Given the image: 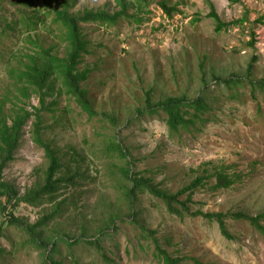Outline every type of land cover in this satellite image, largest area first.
<instances>
[{"label": "rangeland", "instance_id": "obj_1", "mask_svg": "<svg viewBox=\"0 0 264 264\" xmlns=\"http://www.w3.org/2000/svg\"><path fill=\"white\" fill-rule=\"evenodd\" d=\"M161 1L179 10L170 16ZM210 2L225 22L234 23L217 31L215 20L208 16ZM105 3L116 8L115 0H77L72 9ZM5 6V14L13 18L12 1ZM141 8L129 9L136 18L123 17L112 26L82 23L90 40V51L81 64L91 70L85 86L96 109L118 116L117 127L101 116L89 119L64 93L51 107L53 111L44 110L45 136L60 151L65 168L87 173L79 184L63 188L62 197L68 202L49 229L55 235H80L84 223L89 235L105 224L111 229L102 237L107 256L97 246L65 241L54 256L62 264H164L154 242L158 237L163 248L181 259L178 264H264V235L248 220L228 216L230 238L216 220L192 213L199 208L253 215L264 211V89L253 85L254 80L264 78V21L260 19L264 0H145ZM52 17L38 32L40 44L54 46V52L63 55L66 44L60 37L61 25L52 22ZM10 32L13 35L0 36L4 54H0V105L9 89L17 92L9 83L7 59L37 48L25 34ZM231 77H242L246 83L228 86L224 80ZM61 87L57 81V90ZM150 89L155 100L185 94L189 100L201 96L204 104L199 111L185 107L194 122L172 131L163 110L136 119L137 108L146 106ZM31 103L38 106V97L33 96ZM10 105L7 101L6 109ZM31 124L5 170L6 179L20 195L42 181L48 165L43 148L31 138ZM114 135L124 139L133 169L152 177L170 194L203 177L194 188L191 212L172 213L163 199L139 191L135 206L140 222L132 221L117 187L125 161L106 150ZM222 171L235 181L217 188L216 174ZM179 197L185 200L186 194ZM54 206L22 202L16 208L7 204L6 211L0 206V223L12 211L35 222ZM116 214L124 215V220ZM110 217L116 223L109 222ZM140 224L156 233L144 237L149 231ZM5 233L1 243L6 251L0 264H44L47 251L28 243L22 229L8 225Z\"/></svg>", "mask_w": 264, "mask_h": 264}, {"label": "trees", "instance_id": "obj_2", "mask_svg": "<svg viewBox=\"0 0 264 264\" xmlns=\"http://www.w3.org/2000/svg\"><path fill=\"white\" fill-rule=\"evenodd\" d=\"M11 1L16 7V12L10 14L14 16L13 18L5 14L7 11L5 4L8 0H0V36L10 35V31L19 36L25 34L37 48L35 47L32 53L23 55L28 58L27 60L23 56L16 54L13 57L15 60L9 56L6 63L9 83L14 91H17V94L12 89H9L4 94L3 102L0 105V206L4 211L7 209V204H12L16 208L22 202L34 207H40L44 204L55 206L53 211L43 215L35 222L15 215L13 211L6 215V221L0 223V261L6 251L1 243V238L6 235L5 231L8 225L19 227L28 235V243L47 251L46 254H43L44 264H62V261L54 256L55 253L59 252V245L62 241L69 244L85 242L86 244L97 246L107 256L102 237L108 235L111 229H108L106 224V228L104 226L98 233L92 235L87 233L88 225L86 223L81 225L82 232L80 235L61 234V232L59 235H55V232L49 229L50 222L63 212V208L68 202L67 197H62L64 196V193H62L63 188L79 184L82 177H87V173H82L79 170L72 172L71 169L65 168L60 151L45 136L44 110L48 108V110L53 111L51 107L58 103V96L64 93L69 99H73L77 103L89 119L101 116L104 120L110 121L114 127H117L119 123L118 116L96 109L89 94V89L85 86L91 70L89 67H82L81 64L83 63L84 54L90 51V40L84 32L82 23L97 22L101 25L112 26L117 24L123 17L136 18L134 14H130L129 9L135 7V5L141 8L142 1L145 2V0H115V9H110L108 3H105L102 7L85 8L78 11L72 9L77 0ZM160 5L170 16H173L174 12L179 10L177 6H170L166 1H161ZM210 5L211 11L208 16L215 20V29L217 31H221L234 23L225 22L216 11L214 4L210 2ZM51 14H53L52 22L61 25L60 37L66 44L63 55L54 52V46L45 48L40 44L38 32L47 26V21ZM260 19L264 21V15ZM251 44L254 45V41ZM0 54L4 55L1 48ZM20 56L21 59H19ZM251 67L252 65L249 66V70H252ZM57 81L62 84V87L58 90L56 88ZM224 81L228 83V86L232 83H246L242 77H231ZM253 85L256 88L264 89V78L258 81L254 80ZM33 96L38 97V106L31 103ZM48 97H53L54 99L48 101ZM7 101H10L11 104L8 109L5 107ZM201 104H204L201 96L189 100L185 94L167 96L155 100L154 90L150 89L146 92V106L138 107L135 116L136 119H139L146 112L156 114L163 110L167 114V123L170 129L177 131L181 126H187L189 123L194 122L188 116L190 110H184V108L189 107L192 109L196 107V110L199 111ZM30 121H32L29 131L31 138L36 145L43 148L48 165L44 171L42 181L28 188L23 195H20V191L14 184L6 179L5 170L8 162L14 159L25 128ZM131 122L132 119L128 120V123ZM106 150L117 154L125 161V165L120 169L122 176L117 187L127 205V215L132 218V221L140 222L135 206L139 191L150 192L152 195L163 199L168 206V210L172 213L191 212L189 203L193 201L194 188L202 183L203 177H198L177 193L170 194L167 190L160 187L152 177L133 169L132 154L125 145L123 138L120 140L118 136L114 135L106 143ZM216 176L217 183L215 186L217 188L229 187L235 181L224 171L218 172ZM182 194H186L185 200H181L179 197ZM3 197L6 199L5 202L7 204L3 203ZM192 213L209 220H216L226 237H232L226 223L228 216L234 219L248 220L264 235V223L262 222L264 221V211L253 215L243 210L224 213L204 212L199 208ZM113 217L109 218V222L115 221L116 223L117 219ZM115 217H120L121 220L125 218L124 215L118 214ZM140 225L143 227L142 230L149 231L148 235H143L144 237L156 233L155 230L154 232L145 228L144 225ZM154 239L157 254H159L164 264H178L181 261L179 257L172 256L167 249L162 247L158 237Z\"/></svg>", "mask_w": 264, "mask_h": 264}]
</instances>
